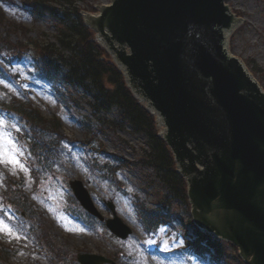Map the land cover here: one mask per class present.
<instances>
[{"label":"rangeland","instance_id":"1","mask_svg":"<svg viewBox=\"0 0 264 264\" xmlns=\"http://www.w3.org/2000/svg\"><path fill=\"white\" fill-rule=\"evenodd\" d=\"M5 1H0V243L10 255L6 264H78L75 256L79 252L104 255L117 264H244L237 250L226 243L221 246V256L206 255L220 259L214 263L199 261L182 251L187 240L197 239L190 206L176 193L175 199L165 205L168 191L175 187L173 180H163L164 173L147 165V138L132 134L126 125L119 126L116 109L106 114L94 112L87 97L73 86L60 80L52 87L41 82L33 69L32 48L19 52L12 45L19 39H30L59 49L53 37L57 36V24L47 15L34 20L17 0ZM108 1L81 0L75 5L94 14ZM52 2L53 8L61 9V0ZM226 3L243 20L228 36L227 47L249 72L253 70L251 74L264 90V0ZM14 25L25 27L20 30ZM14 49L15 55L21 53L22 61L14 56L6 62L4 56ZM18 104L34 117H41L31 123L35 132L29 140L23 121L6 113V108H20ZM32 146L42 148L44 161L38 164L44 166L42 171L35 160H30L36 150ZM11 158L19 164L9 163ZM76 179L85 185L105 218L111 217L104 200L115 205L116 215L132 229L127 239H117L104 223L87 218L84 211L83 217L79 215L80 207L68 185ZM9 180L14 185L12 191L5 186ZM138 206L168 214L171 225L147 232L140 225ZM11 216L26 230L17 229ZM39 230L48 245H34ZM27 243L29 250L22 248ZM50 251L57 257L54 254L53 258Z\"/></svg>","mask_w":264,"mask_h":264},{"label":"water","instance_id":"2","mask_svg":"<svg viewBox=\"0 0 264 264\" xmlns=\"http://www.w3.org/2000/svg\"><path fill=\"white\" fill-rule=\"evenodd\" d=\"M226 0H111L82 14L150 113L186 181L192 222L237 247L245 264H264V91L227 49L237 24ZM214 35L211 36L210 32ZM84 209L102 218L79 181ZM107 228L131 230L116 216ZM81 264H116L79 253Z\"/></svg>","mask_w":264,"mask_h":264},{"label":"trees","instance_id":"3","mask_svg":"<svg viewBox=\"0 0 264 264\" xmlns=\"http://www.w3.org/2000/svg\"><path fill=\"white\" fill-rule=\"evenodd\" d=\"M20 1L30 7L31 17L43 19L47 15L52 22L55 21L58 32L57 36L55 34L53 37L59 49L49 43H35L31 40L28 43L25 41L19 43L20 47L35 46L39 52V62L46 69L44 73L46 78L55 77L50 73L54 69L56 73L61 70L67 84L80 89L87 95L94 112L96 110L98 113L106 114L109 110L116 109L120 115L119 123H126L133 132L143 133L148 137L152 148L149 154V159L152 161L151 167L163 172L165 181L173 180L174 192L185 200L184 181L175 173L168 148L156 136L154 118L133 98L131 92L125 87L122 74L109 59L107 52L97 45L93 32L83 25L82 17L79 16L80 9L75 5L81 0H61L62 3L59 2L61 9L53 8L52 0ZM2 17L3 14L0 11V19ZM14 27L24 30L25 25H14ZM22 113L30 124L34 120L41 119L40 116L34 117L29 112L22 111ZM148 211L145 210L143 213L144 215L147 213L144 220L148 226L156 227L158 223L167 221L157 210ZM197 235L198 238L190 243V247L199 253L208 252L214 255V252H220L222 249V243L216 240L211 241L210 237L203 232H197Z\"/></svg>","mask_w":264,"mask_h":264},{"label":"bare ground","instance_id":"4","mask_svg":"<svg viewBox=\"0 0 264 264\" xmlns=\"http://www.w3.org/2000/svg\"><path fill=\"white\" fill-rule=\"evenodd\" d=\"M233 14V16L235 17L236 16V13H232ZM237 24L232 28V30L231 31H229L228 33H227V36L228 35H230V34H232L233 33V31L235 30V29H237V27H239L242 23H243V20L242 19H237ZM211 34V36H213L214 35V33L211 31L210 32ZM226 42H227V40H226ZM227 49H228V47H227ZM229 50V49H228ZM230 52V51H229ZM231 54V53H230ZM232 55V54H231ZM234 56V55H233Z\"/></svg>","mask_w":264,"mask_h":264},{"label":"snow or ice","instance_id":"5","mask_svg":"<svg viewBox=\"0 0 264 264\" xmlns=\"http://www.w3.org/2000/svg\"><path fill=\"white\" fill-rule=\"evenodd\" d=\"M9 163H14V164H19V162L18 161H15V159L14 158H11V159H9V161H8ZM20 167H23L22 165H20ZM10 231V230H9Z\"/></svg>","mask_w":264,"mask_h":264}]
</instances>
